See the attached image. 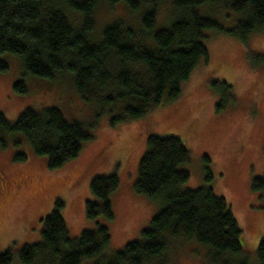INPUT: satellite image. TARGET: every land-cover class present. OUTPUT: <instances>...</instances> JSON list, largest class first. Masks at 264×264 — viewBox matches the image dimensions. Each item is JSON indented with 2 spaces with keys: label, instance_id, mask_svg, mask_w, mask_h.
Masks as SVG:
<instances>
[{
  "label": "rangeland",
  "instance_id": "374dc122",
  "mask_svg": "<svg viewBox=\"0 0 264 264\" xmlns=\"http://www.w3.org/2000/svg\"><path fill=\"white\" fill-rule=\"evenodd\" d=\"M154 4L158 10L155 29L169 28L183 14L173 0H155ZM148 9L146 3L137 10L125 2L101 3L95 14L94 42H100L104 29L117 22L143 34V16ZM199 12L216 19L225 30L235 29L246 17L232 8L229 0L205 4ZM207 36L209 59L197 66L178 97L163 101L140 119L115 124L112 121L123 115V105L85 100L77 92L72 73L54 80L29 76L17 57H0L9 64L8 71H0V113L10 123L27 108L57 107L68 121L80 123L91 135L80 155L57 169L49 168L48 158L37 155L24 135L0 136V253L10 251L12 264H23L20 252L25 245L41 242L43 220L58 200L64 202L62 215L72 239L100 225L108 228L111 240L105 261L129 243L140 241L164 205L161 198H150L135 189L150 136L182 141L190 159L180 169L188 171L190 179L181 187L211 186L225 198L241 230L246 256L250 264H258L264 198L253 189V182L264 178V30L248 39L220 30H209ZM147 41L152 45V36L147 35ZM21 79L27 93L14 89ZM19 154L26 159H18ZM110 175L119 180L110 195L112 217L101 214L90 219L87 202H99L91 183ZM212 256L210 246L177 237L145 264H213ZM81 264L98 261L85 259Z\"/></svg>",
  "mask_w": 264,
  "mask_h": 264
},
{
  "label": "trees",
  "instance_id": "16d2710c",
  "mask_svg": "<svg viewBox=\"0 0 264 264\" xmlns=\"http://www.w3.org/2000/svg\"><path fill=\"white\" fill-rule=\"evenodd\" d=\"M173 1L183 12L180 19L169 28L155 29V0H0V57H17L29 76L54 80L72 73L77 92L85 100L123 105V115L113 124L140 119L163 101L178 97L197 66L208 61L205 40L209 30L225 31L241 39L264 30V0H229L232 8L246 15L232 30H225L216 19L199 12L205 4L225 0ZM119 2L132 10L143 3L148 5L143 34L117 22L104 29L100 42H94L99 5ZM147 35L152 36V45ZM8 70V62L0 58V71ZM14 89L27 93L23 79ZM8 134L24 135L37 155L48 158L50 169L76 159L91 138L87 129L68 121L57 107L27 108L15 123L0 113V136ZM18 159L24 160L26 155L19 154ZM189 159V151L177 137L147 139L135 189L150 198H161L164 205L142 232L140 241L129 243L105 261L111 240L108 228L100 225L72 239L62 215L64 202L58 200L43 220L41 242L23 247L21 263L81 264L96 258L98 264H145L168 249L171 238L185 237L210 246L213 264H250L240 240L241 230L226 199L211 186L181 187L190 179L189 172L180 169ZM118 186L117 175L94 178L91 191L99 202H87L88 218L101 214L112 217L110 195ZM253 189L264 198V178L254 180ZM257 258L258 264H264V236ZM13 261L10 251L0 253V264Z\"/></svg>",
  "mask_w": 264,
  "mask_h": 264
}]
</instances>
